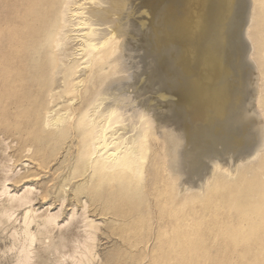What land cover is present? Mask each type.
<instances>
[{"label":"bare ground","instance_id":"bare-ground-1","mask_svg":"<svg viewBox=\"0 0 264 264\" xmlns=\"http://www.w3.org/2000/svg\"><path fill=\"white\" fill-rule=\"evenodd\" d=\"M202 2L203 5L202 4L201 5L202 7H204V9L203 12L201 10L200 15H198L197 11L194 9L193 14L198 15L199 18L198 20L194 18L195 22L197 21V24L194 22L193 25L194 26L196 25V29L194 31V37L196 38L197 41V43L195 42L196 48L200 52L201 57L203 58L202 60L207 65L211 66V68L213 67L214 69L216 68L218 70L220 69L219 71H223L225 69L224 60L226 59L227 56L230 57L232 56L234 58L236 57L237 59H240V57H244L245 62H248L246 60L248 59V56L254 54L260 56V58L263 56V51L261 50V48L263 45L262 39L264 38V26H262V28H259L260 21L257 19L258 14H261L259 10L260 0H202ZM119 6L120 4L118 0H61L59 10L56 14V20L54 21V26L49 31V34L46 40L44 41V45H45L44 47L46 49L45 54L47 55L49 59V64L51 66L50 72L53 78V84L47 89V91L43 96L38 97L37 95H31L32 96L31 99H27L29 101L26 102L21 101L24 102V103H20L21 108L15 105L14 103L15 101H14L13 102L14 106L11 104L12 107L11 109L9 108L10 112L7 113V115L1 113L4 108L3 105L2 108H0V135H2L1 137L3 138L2 139L0 137L1 138L0 139V167H1L0 170L4 172V173L0 172V188H1L0 200H3V202L0 204V226L6 225L9 222L12 224V226H14V224L18 222L19 219L18 215L22 212V218H21L22 227L20 229L21 231L18 232L14 226L15 229L12 230L13 231L12 236L14 237V242L13 245L9 246L10 248H8V250L10 249L12 250L14 247L17 249L16 250L17 255L16 258L14 257L15 261L13 262V264H35L36 262L43 263L44 261L41 262V260L43 258H46L45 255L47 256L48 252L64 253L65 252L64 249H68V247L71 252L70 253L68 252V254H64V255L69 256V257L67 256V259L70 258V260H72L71 264H92V262L94 261L93 257L96 256V254L95 256L93 255L94 254L93 252L95 250L94 246H96L95 243L93 244V242L97 238L96 233L98 231L97 229L99 228V226L97 224L98 221L95 223L96 220L94 221L91 219V217L90 218L88 217L87 208L89 206H87L88 205L87 200L85 201L83 200V198L86 196L84 195H83L84 197L78 196L77 188L79 187L81 188V186H83L82 184H84L85 187H96V188L106 187V188H112V190H116L117 188H126L128 185H130V183L135 184L136 187L142 188L143 187L142 185L144 183L143 181L144 180L146 181L145 162L147 160V154L149 151L153 155L154 166L156 170H159L160 168L159 166L161 165V161L158 158L162 157L164 154V161L166 167L165 170L167 171L168 169V172L172 173V176H174L177 179V193L182 198L189 197L191 194H200L204 196L203 194L213 185L217 177L221 176L227 180L234 179L235 177H237V175L239 174L240 170L243 167L256 163L260 158L261 152H263L262 150L264 149V123H262L263 119H261V115H262L261 111L264 112V108H263L264 98L261 96V92L258 90L259 92L257 93L256 96L255 106L257 107L253 106V108L255 107L256 109L259 110L257 111L255 109L257 112L254 111L253 113L256 112L254 115L257 116V118L260 120V123L256 122L258 125L246 129L245 125H247L248 127L249 125L248 121H250L251 123V120L253 122V119L255 118H253L252 116L253 119L251 118L250 120H248L247 121L248 123L245 125L243 121H246L247 120L246 117L249 115H253V113L251 112V114L249 115L245 114L244 117V113H246L244 111H247L246 106H249V105L245 106L246 102L244 101H243L244 104L236 103L237 104L236 106L234 105L230 108L231 103L229 101L230 100L228 96L229 93L226 90L227 88L225 86L226 84L225 85L223 84L224 79H222V82L220 81L221 84H219V86L215 88L213 95L212 93H209V90L206 91L205 89H201V96H202L201 99L206 104H208L209 107L210 105H213V108H210L212 116L210 115L211 118H210V122L208 121L209 122V124L207 125L208 127L205 130L202 129L200 131L201 134L194 136V138L190 137L191 132H193L194 134L196 133L198 134L197 130L194 131L197 125L194 126V123L192 124L191 122L190 124H192V126H194L195 129L193 127V130L191 132L189 131L190 133H187L188 136L190 134L189 138H192L190 141H187L188 139H186L187 143L181 140L175 142L174 139L173 140L171 139L172 143H170V141H168L169 138L166 139L165 137L164 140H160L157 137V140L160 141V145H159L160 149L154 147L153 144H152L153 147L152 148L150 147L151 143L149 145L148 137L149 134H151V132L155 131V124L152 121L151 116H149L150 114L146 111L147 109L145 110L143 108H139L136 106L133 107L129 104L128 102L129 94L125 92L123 90L124 87L121 86L125 82V72H127L128 71L127 69L129 68L128 65L129 54L126 53L127 49L124 50L119 48L113 51L109 49V48L112 49L115 48V46L112 47L111 45L113 41L116 45L120 43L119 41H121L120 40L121 38L118 39L117 37L118 33L114 29L115 27L113 26L114 23L113 21L116 17H118L117 16L118 11L121 10L119 9ZM153 17H155V15ZM134 22L135 21H133L132 23ZM133 26H135V23L133 24ZM134 28L136 30L138 29L137 27ZM139 29L136 32L142 30ZM193 29L194 28L192 27V30ZM154 31H156V29H154ZM167 31L166 33L168 34L169 32ZM0 32H1V25H0ZM132 32H134V30ZM191 33L193 34V32ZM191 33L190 35H192ZM141 34L142 33H140V35ZM156 35L158 37L157 33ZM190 35L188 34L186 36L188 37ZM249 35L253 37V41H251V38L249 40L248 38L250 37ZM156 40L157 39H155V41ZM159 42L156 43L159 44ZM172 46L174 47L173 44ZM107 49L111 51L110 52L107 51L108 53L105 54ZM167 49H169V47ZM175 49H177V47ZM167 51H172V50L169 49ZM167 51L165 49V52L162 51V53L165 54ZM2 52L3 50L0 49V76H1L0 80L2 81L3 84L8 83L6 85L10 86L11 83L16 79L8 75L9 68L7 65H3L4 63H2L1 60L3 57H5L6 53L3 54ZM149 53L147 52V54ZM151 53L149 55L155 56L158 54V53L157 54L156 53L151 54ZM168 54L169 52L166 55ZM194 54L197 55L198 53L195 52L191 54V56L193 55L192 57H194ZM159 55L162 54L159 53ZM146 57L144 61L147 62L148 60L146 59L148 57L147 58ZM149 57L152 58L153 56L152 57L149 56ZM132 58L133 57H131V59ZM152 60L154 59H151L149 63L155 62V60L154 61ZM146 62L145 65H149L148 62L147 63ZM248 63H246L244 66L248 65ZM151 65L150 68L146 66L147 68H149L148 70H151V67L153 68V64ZM250 65L251 63L248 66ZM261 65L263 64L259 63V65L257 66L253 65L254 68L253 67L249 68L247 66L251 71V73H252L251 68H253L254 71L255 69L256 71H258L256 73L259 76L258 79L263 78ZM163 66L164 65H162V67ZM182 66H183V62H182ZM239 68H240V64L237 65L238 71ZM18 69L20 71V68ZM155 69L156 68L154 66L153 71H157ZM244 69L246 70V68ZM153 71L151 70V72ZM212 71L213 70L211 69V72ZM225 71H223V73ZM227 71H228L227 73H229V71H231L230 68L229 70L227 69ZM151 72L149 73L148 71L150 77H151ZM158 72L160 71H157V73ZM157 73L156 74L152 73L153 78L154 76L156 77ZM202 73H204V71ZM160 74L157 75L156 77L157 79L159 77H162V75L160 76ZM213 74L210 75L213 76ZM229 74L227 76H229ZM256 74L254 75L253 78L257 76ZM95 75H99L101 77L97 85L95 84L93 85L91 83ZM207 76L205 77L206 79ZM150 77L149 76L147 77L148 78L147 81L149 80V82L150 80H152V78L150 79ZM163 78L166 80L167 76L166 78L165 77L160 78L161 79L160 82L164 81ZM168 78L167 80L170 81V83H172L173 81L169 80ZM174 78L173 80L174 81L176 80V83H178L179 82L178 79L176 78L174 79ZM212 78H215V76ZM220 78L219 79L215 78V79L220 80ZM157 79L153 80V82L156 81ZM167 80L165 82H167ZM216 81H214V83ZM248 81L250 82V80H247V82ZM149 82L148 84L149 86H151ZM208 82H210V80ZM176 83L173 82L174 85ZM161 84L163 87L165 86L164 82H161ZM165 84H167L166 85L167 87L169 86L168 82ZM15 85L16 84H14L13 86ZM83 85L84 87L82 88ZM251 85L252 84L250 83L249 86ZM120 86L122 87V89H120ZM160 86L161 85H159V87ZM249 86L247 88H249ZM252 86L251 88H253ZM232 87H236V86L233 85ZM9 88L12 89L11 86ZM13 89L15 88L13 87ZM81 90H87V91L84 92L85 94L84 93L82 94L81 92V96L79 98L72 97L75 93ZM154 90L156 91V89ZM63 91H70L72 92L71 94H73L74 92L75 93L71 96L72 98L64 99L65 98L64 96L62 100V97H60L61 100L57 103H54V99L59 97L61 95V92ZM167 91H169V89ZM4 92H6V90ZM163 93L165 92L163 91L162 93L160 92V94ZM167 94L165 93L166 97ZM242 94L243 93H241V95ZM251 94L253 95V93ZM69 95L70 94H68V96ZM173 95L174 94L172 93V97ZM252 95L249 96L250 99ZM169 96L171 98L170 91H169ZM164 97L165 96L163 95L162 98L164 99ZM166 97L165 99L167 101ZM236 97L238 98V96ZM232 98L234 97L232 96ZM249 98L248 100H250ZM160 100L161 97L159 99V102ZM169 100L170 99H168L167 102L169 103L173 102L172 100H170L171 102ZM193 100L194 99H192V102ZM16 101L18 102V100ZM166 101L164 102L167 103ZM227 101H229L228 103L230 104L229 108L228 105L227 107L225 105L227 104L226 103ZM62 102L64 105H66L63 108L59 107L60 106L59 104L60 103L62 104ZM164 102H161L162 105ZM216 102L217 103L222 102V104L216 106ZM162 105L160 104L162 109H165L166 105H164L165 108H163ZM160 106L158 107L160 108ZM188 107L189 106H187V108ZM168 110H170V108H168ZM172 111L173 112H171V114L173 116L175 112L174 110ZM169 113L167 114V120ZM165 115L164 117H166ZM24 116L25 119L22 120ZM199 116L200 115H198V117ZM173 117H169V119H172L173 122L171 120L169 121H171L172 125L176 126L177 124H173L174 121L176 120V116H175V120L173 119ZM199 118L198 119L195 118V119L199 120ZM244 118L246 120H244ZM169 121L168 123H170ZM176 121L178 122V124H180L181 119H179L178 121V116H177ZM164 122L165 121H163V123ZM199 122L201 121L199 120ZM22 124L24 125L23 127ZM199 124L200 123H198V126ZM165 125H167V123ZM172 125L170 126L174 127ZM200 125H203V122ZM198 129L200 130V128ZM173 130L170 132L176 133L175 131L177 129L176 130L173 129ZM182 130L183 129H181L182 134L179 132L180 129L179 131L177 130V132L183 135ZM187 131L188 129L186 130V132ZM194 134H192V136ZM66 136H68L69 139L65 143H67L69 147H73V146L77 147V153L80 156V157L78 156L79 161L78 163L76 159L75 160L73 159V161H76L77 166L76 165L75 166L77 168L79 167L84 169L83 173L80 175L81 176L80 179L82 180V183L76 186L74 185L75 187L72 186V188H69L70 187L69 186L68 187L69 189H67L66 181L69 180V178H67L66 175L67 179L65 178L66 180L64 182H63L64 179L60 180L61 182L58 185H56L58 186L56 190L54 188L50 189V187H52L54 182L53 177L56 175L55 178L57 179L62 174L61 172H58L57 168L52 167L54 162L58 160V157L61 152L59 151L51 155V153L46 152L44 147L45 144H48L47 140L51 139L55 141H60L62 138H65ZM184 136L186 135L184 134ZM9 139L12 140V143H15V150L19 154V157L16 160L12 156L8 157L9 154L6 153L7 150L10 151L9 149H11V148L7 149L12 144L10 142L8 143L7 140ZM5 153L6 155L8 154V156H6ZM3 156L10 159L9 160L7 158L5 159ZM49 156L51 157V160H48L50 159ZM66 157L67 156H65L63 159H66ZM166 157L167 159L165 160ZM13 159L15 160V162L18 161V164L19 163H21V165L22 163L23 165L28 164L29 167L28 170L25 173L22 172L23 174H21L19 173L20 170H17V172H15L16 169H12L13 166L11 167L10 165L5 164L6 160L7 162L10 161L12 162ZM69 159H72V157ZM73 164H75V162ZM154 166L153 169L155 170ZM62 168H63V164H62ZM46 177H51V178L47 182H45V187L44 185L41 186L42 180ZM12 184L15 187H18L19 189L15 190L16 188H14L13 190H11L12 187L10 186ZM66 192H68V195H72L71 197L74 198V201L72 202L69 201L70 203L67 204V208H66L68 209V211L65 214V217L67 215L68 217H66V220L64 219V221L60 222L61 221V220L59 221V219H61L60 217L62 216V214L64 215L63 213L64 210L62 209L63 206L65 205L64 203H66L65 202L66 197L68 196ZM54 193H58V197L56 200H54V202L50 201L51 202L50 203L48 201V198L51 194L55 195ZM2 196L4 198H2ZM40 202H42V204L36 208L35 205ZM48 203H50V205L49 206L47 205L48 207L43 208V206ZM53 204L54 207L51 208ZM78 205L82 209L80 210L81 211L80 213L77 210ZM41 207L43 208L42 211L40 210ZM52 209H56V211L54 210L52 211ZM55 229H59V232H57V236H55L56 234L54 235ZM35 242L39 243L38 248L34 247ZM57 260L59 262L60 258H58Z\"/></svg>","mask_w":264,"mask_h":264},{"label":"rangeland","instance_id":"rangeland-1","mask_svg":"<svg viewBox=\"0 0 264 264\" xmlns=\"http://www.w3.org/2000/svg\"><path fill=\"white\" fill-rule=\"evenodd\" d=\"M118 1L120 4L119 9L121 10L118 11V15H117L118 17L114 19L113 26L115 27L114 29L118 33L117 35L118 39L121 38L120 40L122 42L118 40L120 43L116 45L113 41L111 45L112 47L115 46V48L113 49L109 48V49H111L112 51L119 48L124 50L127 49L126 53L129 54L128 56L129 68L127 69L128 71L125 72L126 83L124 82L121 86L124 87L123 90L129 94V101H128L129 104L133 107L136 106L139 108H143L145 110L147 109L146 111L150 114L149 116H151V119L155 124V131L151 132V134H149L148 137V142L149 145L151 143L150 146L151 148L153 147V145L156 148L160 147L159 146L160 141L157 140V137L160 140H164L165 137L166 139L169 138L168 141H170V143H172L171 139L172 140L174 139L175 142L181 140L187 143V141H190L192 139L189 138L190 134L188 136L187 133H190L193 130L194 126L196 125L198 126V123L201 124L203 122V125L199 124L198 126L200 130L197 128V126L196 129L194 127L195 129L194 131L197 130L198 134L197 133L194 134L193 132H191L190 137L194 138V136L201 134L200 131L202 129L205 130L208 127L207 125L209 124L211 118L210 115L212 116L210 108H213V105H210L209 107V105L206 104L201 99L202 98L201 89H205L206 91L209 90V93H212L213 95L215 88H217L219 84H221L222 79H224L223 84L224 85L226 84L225 85L227 87L226 90L229 93L228 96L230 100L229 99L228 100L231 103L230 108L234 105L236 106L237 105L236 103L244 104V102H246L245 106L246 105L249 106H246L247 111L243 110L244 112H246L244 113V117L245 114L249 115L251 114V112L253 113L256 110L259 111L258 109L255 108L257 107L255 106L256 105L255 100L257 93L259 91L261 92V96L264 98V38L262 39L263 45L261 50L263 51V56L261 58L260 56H257L255 54L251 55L253 57L248 56V59H246L249 62L248 63L245 62L244 57H240L241 59L240 60L237 59L236 57L234 58L232 56L231 57L227 56L226 59L224 60L225 69L223 71L226 70L224 73H227L228 72L227 69L229 70L230 68L232 72L229 71L230 74L229 73L224 74L223 71H219L220 69L219 70L216 68L214 69L213 67L211 68V66L207 65L202 60L203 58L201 57V54L195 45L197 43L196 38L194 37V31L196 29V25L194 26L193 23L195 22V19L198 20L199 18L198 15H200L201 10L203 12L204 7H202L203 5L202 0H198V1L197 0L196 1L195 0L193 1L192 0H166V1L165 0H161V1L160 0L159 1L158 0H153V1L152 0H148V1L118 0ZM60 3L61 0H49V1L48 0H0V25H1L0 49L3 50L2 52L3 54L6 53L5 57H3L1 60L2 63H4L3 65H7L9 68L8 75L16 79L10 85L12 89L9 88L10 87L9 85H6L8 83L3 84L2 81L0 80V87H1L0 108H2V105L4 107L1 112L2 114L7 115V113L10 112L9 110L11 109L14 103L15 105L21 108L20 103H24L21 101H25V102L29 101L27 99H31L32 97L31 95H37L38 97L43 96L47 91V89L53 84V78L50 72L51 66L49 64V59L45 54L46 49L44 47L45 46L44 41L46 40L49 31L54 26V21L56 20V14L59 10ZM194 9L197 11L198 15L193 14ZM259 10L261 14H258L257 19L260 21L259 28H262V26H264V0H260ZM131 13L133 16L131 15ZM154 15L155 17H153ZM131 16L134 18H132ZM133 21H135L134 22L135 26H133L134 24L132 23ZM195 23L197 24V21ZM191 26L194 28L193 30ZM134 27H137L138 29L139 28L142 29V30L139 29L141 31L139 32L142 34L140 35L139 32H136L138 31V29L136 30ZM154 29H156V31H154ZM133 30L134 32H132ZM165 30L169 33L167 34ZM148 31L151 34H149ZM191 32H193V34ZM156 33L158 34V37ZM187 33L189 35L191 33L192 35L190 36L192 37L190 36L187 37L186 36L188 35ZM249 36H250L248 37L249 40L251 38V41H253V37L251 35ZM155 39H157L158 41L157 40L155 41ZM170 39L172 42L170 41ZM156 42H159L160 45L157 44ZM172 44L174 45V47L172 46ZM168 47L172 51H167L169 50L167 49ZM176 47L177 49H175ZM109 49L106 50L105 54L111 51ZM165 49L167 52L164 54L162 53V51L165 52ZM147 52L148 53L153 52L151 54H155V53L158 54L154 56V55H149L150 53L147 54ZM168 52L169 54L166 55ZM192 52L193 53L197 52L198 54L197 55L194 54V57H192L193 56V55L191 56V54H193ZM159 53H161L162 55H159ZM130 56L133 57L132 58L133 60L131 59ZM149 56L151 57L153 56V57L150 58ZM145 57L147 58L146 60H148L147 62L149 65H145L146 62L144 61ZM193 58H195L197 61ZM151 59L154 60L157 59L155 60L156 63L155 62L154 63L150 62V63L153 64V68L155 66L156 68L155 70L160 72L157 73V71H153L152 67L151 70L153 72H151V70H148L151 65L149 63ZM182 62H183V66H182ZM246 63H248V65L251 63L252 66L251 65L244 66ZM259 63L263 64L261 65V70L263 72V76H262L263 78L261 79L260 78L258 79L259 76L256 74L258 71H256V69L255 71L253 70L254 66L259 65ZM239 64H240V68L238 71L237 65ZM162 65L164 66L162 67ZM225 65L227 66V68ZM146 66H148L149 68H147ZM247 66L249 68L253 67L251 68L252 73ZM18 68H20V71ZM244 68H246V70ZM211 69L214 71L212 72L215 74L211 72ZM147 70L149 71V73L151 72V77ZM16 71L19 73H17ZM146 71L149 75L146 73ZM203 71L204 73L207 71L205 73L206 75L202 73ZM15 72L17 75L15 74ZM152 73L155 74L157 73V75L161 73L160 76L162 75V77L165 78L166 76L167 78L169 76L168 79L172 80L174 83H176V80L175 81L173 80V78L175 77L176 79H178L179 82L174 85L173 82L170 83V81H168L166 78L169 85L167 87L166 86L167 84H165L167 82H165L166 80L163 78L164 81H161L164 82L165 86L163 87L160 82L161 80L160 78L162 77L158 76L159 78L157 79L156 78L157 75H156V77L154 76L153 78ZM210 74H213V76ZM228 74L229 76H227ZM255 74L257 76L253 78ZM146 75H148L150 79L152 78L150 82L149 80L147 81L148 76ZM172 75L175 76L173 77ZM206 76L207 79L210 78L209 79L210 82H208L209 80L205 78ZM214 76L215 78L218 79L220 77L221 78L220 80L212 78ZM100 78L101 77L99 75H95L91 83L93 85L94 84L97 85V83L100 81ZM155 79L157 80L153 82V80ZM246 79L250 80V82L249 81L247 82ZM213 80L214 81L218 80V81L214 83ZM158 81L160 82V84ZM148 82L154 88L149 86ZM250 83L254 85V86L251 85L253 88L249 86ZM14 84L16 85L13 86ZM159 85H161L160 87L162 89L159 87ZM233 85L236 87H232ZM246 85H248L249 88H247L248 86ZM258 85L261 87H259ZM5 86L6 87L9 86V87H7L6 89ZM12 86L15 89H13ZM121 86L120 89H122ZM148 86L150 87V89ZM243 86H245L246 88ZM83 87L84 85L82 86V88ZM154 89H156L158 94ZM160 89L166 94L168 93L167 97L165 93L160 94V92L162 93ZM168 89L170 91L171 98L169 96V91H167ZM5 90L7 93L4 92ZM85 91L87 90H81L78 91L77 93L74 92L75 94L74 93L73 94L75 96L71 94L72 92L70 91H63L61 92V95L59 97L54 99V103L59 102L61 100L60 97H62L63 100L64 96H65L64 99H68L72 97L79 98L81 96V92L83 94ZM66 92L70 95L68 96ZM172 93L175 96L173 95L172 97ZM241 93L243 94L241 95ZM251 93H253V95ZM163 95L167 98V101L168 99H170L173 102L172 103L167 102L165 97L164 99L162 98ZM248 95L249 96L252 95L253 98L251 97V99L253 100H251ZM232 96L234 98H232ZM236 96H238V98ZM247 96L251 100V102L250 100H248ZM160 97L161 100L163 99L167 103H165L163 100L162 101L160 100L159 102ZM192 99H194L193 102ZM16 100H18V102ZM229 101H227L226 102L227 104H225L226 107L228 105V108L230 105L228 103ZM161 102H164L165 104L163 103L162 105ZM160 104L163 106V108H165L164 105H166L167 108V109L165 108L166 111L165 109H162ZM221 104L222 102H218V103L216 102V106L217 105L219 106ZM59 105H60L59 107L61 108L66 106L63 104V102L62 104L60 103ZM157 105L160 106V108ZM187 106L189 107L187 108ZM253 106L255 107L253 108ZM168 108H170L171 111L168 110ZM172 110H174L175 112L173 115L174 117L171 114V112H173ZM168 113L169 115L167 120ZM255 113H253V115H249L250 117L247 116L246 117L247 120L244 118V120H246L243 121L244 125L247 124L248 122L249 125H251V126L248 125V127L247 125H245L246 129L252 126L255 127L256 125H258L257 123H260V120L257 118V116L254 115ZM263 113L264 112L261 111L262 114L261 119H263L262 123H264ZM164 115L166 117H164ZM198 115H200L199 116L200 118L198 117ZM175 116H176V120H177V116H178V121L179 119H181L180 124H178V122L175 120ZM252 116L255 119H253ZM169 117H173V119L175 120L173 124H177L176 126L178 127L172 125L171 121L173 122V120L169 119ZM195 118L197 119L199 118L201 122H199V120ZM251 118L253 119V122L251 120L250 123V121L248 120H250ZM24 119L25 116L22 118V120ZM163 121H165L164 123L165 124L167 123V125H165ZM168 121L170 123H168ZM191 122L192 124L194 123V126L190 124ZM168 124L174 127H171ZM179 125L180 126L183 125V126H181L180 128ZM23 126L24 125L22 124V127ZM171 128L172 130L177 129L178 131L180 129L179 132L181 134H182L181 129H183L182 130L183 135L178 133L177 130L175 131L176 133H173L174 130L173 132H170L172 131ZM186 128L188 129L187 132H186L187 130ZM184 134L186 136H184ZM192 134L194 135L192 136ZM1 136L2 135H0V137ZM171 136L174 137L172 138ZM68 139H69L68 136L62 138L60 141H55L50 139L47 140L48 144H45L44 148L47 153H51V155H53L56 152L59 151L61 152L58 157V160L54 162L52 167L57 168L58 172H61L63 175L61 174L57 179L55 178L56 175L53 177L55 184L53 182V185L52 187H50V189L54 188L56 190V188L58 187L56 185H58L61 182L60 180L64 179L63 180L64 182L67 178H69V180L70 179L72 180V182L71 180L66 181L67 189L72 188V186L75 187L76 185L82 183V180L80 179L81 178L80 175L83 173L84 169L79 167L78 169L76 167L80 156L77 153V147L74 146L69 147V145L65 143L68 141ZM186 139L188 140L186 141ZM7 141L8 143L9 142L12 143L11 139ZM7 149H9L10 151L8 150L7 152L5 151L6 153L9 154L8 156V154L6 155L5 153L6 156L8 157L12 156L15 160L18 159L19 154L15 150V143H12L10 147H8ZM262 151L263 152H261L259 160L254 164L243 167L240 170L237 177L234 178L235 180L234 179L227 180L221 176L217 177L213 185L203 194L204 196L200 194H191L189 197L182 198L180 195H178L177 179L174 176H172V173L168 172V169L167 171L165 170L166 167L164 161V154L162 157L158 158L161 161V165L159 166L160 167L159 170H156L154 166V160H153L154 158L153 155L150 153V151L147 154L148 161L146 160L145 162L146 181L145 180L143 181L144 183L142 185L143 186L142 188L136 187V185L133 183H130V185H128L126 188H117L116 190H112V188H106V187H101V188L85 187V185L82 184L83 186H81V188L80 187L77 188L78 196L80 197L86 196L84 197L85 199L83 198V200L84 201L87 200V204H88L87 206H89L87 208L88 217L89 218L91 217V219L94 221L96 220L95 223L98 221L97 224L99 226V228L97 229L98 231L96 233V237H97L95 240L96 242L95 241L93 242V244L95 243L96 245L94 246L95 250L93 252L94 253L93 255L95 256L96 254V256L93 257L94 261L92 262V264H264V149ZM65 156H67L66 159H63ZM71 157L72 159H69ZM4 158L6 159L7 157ZM7 159L9 160L10 158ZM14 159L12 160V162L11 161L7 162L6 160L7 163L5 162V164L10 165L11 167L13 166L12 169H16L15 172H17V170H20L19 173L21 174L25 173L29 168L28 164L27 163H26L27 165H23V163L22 165L21 163L18 164V161H16L17 162L16 163ZM73 159L74 160L76 159L77 163L76 161H73ZM166 159L167 157L165 158V160ZM48 160H51V157ZM72 162L73 163L75 162V164H73ZM62 164H63V168H62ZM153 166L155 170L153 169ZM72 168L74 170V173ZM0 172L4 173L2 172V170H0ZM50 178L51 177L44 178L42 180L41 186L44 185L45 187V182H47ZM12 185L10 186L12 187L11 190H13L14 188H16L15 190L19 189L18 187ZM66 193L68 195V192ZM54 194L55 195L51 194L49 196L48 198L49 202L50 201L54 202V200L57 199L58 193H54ZM71 196L72 195H68L66 197V201H65L66 203H64L66 206L64 205L65 209L64 206L62 209L64 210L63 211L64 215L62 214V216L60 217L61 218L59 219V221L61 220L60 222L64 221V219L66 220V217H68V215L65 217V214L68 211V209H66L67 204L74 201V198H72ZM2 198L4 197L2 196ZM2 202L3 200H0V204ZM50 203L44 205L43 208L48 207ZM41 204L42 202L36 204L35 207L37 208ZM79 205L77 206V210L80 213L81 212L80 210L82 209L80 208ZM53 207L54 204L51 206V208ZM43 208L41 207L40 210L42 211ZM56 209H52V211L53 210L56 211ZM18 218H19L18 222H16L14 226L17 229V231L20 232L21 231L20 229L22 227V221H21L22 212L18 215ZM14 226H12L10 222L6 225L0 226V264H13V262L15 261L17 255V251H16L17 249L14 247L12 250L11 249L8 250V248H10L9 246H12L14 242V237L12 236L13 234L12 230L15 229ZM57 232H59V229L54 230V235L56 234L55 236H57ZM38 246L39 243L35 242L34 247L38 248ZM64 251H63L64 253L51 252L52 254L48 252L47 256L45 255L46 258H43L41 260V262L44 261L43 263L36 262L35 264H71L72 260H70V258L67 259L68 255L67 256L64 255V254H68V252L69 253L71 252L69 247L68 249H64ZM57 257L60 258L59 260L60 263L58 262ZM62 258L67 260L65 261Z\"/></svg>","mask_w":264,"mask_h":264}]
</instances>
